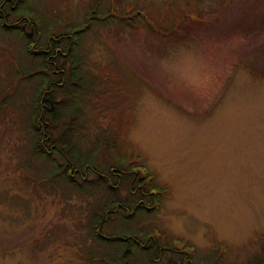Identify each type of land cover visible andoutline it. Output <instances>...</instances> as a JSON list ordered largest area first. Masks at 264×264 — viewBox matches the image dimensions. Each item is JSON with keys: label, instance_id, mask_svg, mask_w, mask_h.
I'll use <instances>...</instances> for the list:
<instances>
[{"label": "rangeland", "instance_id": "1", "mask_svg": "<svg viewBox=\"0 0 264 264\" xmlns=\"http://www.w3.org/2000/svg\"><path fill=\"white\" fill-rule=\"evenodd\" d=\"M90 1L35 4L53 8L44 9L45 18L67 16L62 24L81 26L83 17L92 15L80 50L89 59L86 68L93 66L91 77L82 81L88 89L80 102L89 136L79 146L89 154L97 134L104 140L120 137L125 163L101 147L94 167L102 178L84 167L80 176L67 169L81 195L68 196L64 186L44 190L27 178L36 176L35 165L41 164L25 153L30 130L14 123L18 113L1 110L0 264H94L91 254L114 252L113 241L101 243L87 227L92 216L99 217L93 210L108 185L121 205L105 215L102 232H135L148 249L153 240L156 251L162 250L156 263L162 256L173 264H192L188 252L180 260L156 245L164 238L177 249L187 246L197 256L194 263L216 247L226 252L221 259L227 264H258L264 248V0H117L146 8L165 28L173 27L166 40L121 22L105 25L99 14L86 12ZM25 30L33 35L30 47L38 38L40 48L49 49L53 39L41 35L37 25ZM5 44L0 36V49ZM65 45L58 46V66H67ZM20 48L23 44L13 51ZM4 55L0 51V74L9 68ZM31 84L33 92L36 81ZM65 96L56 91L60 108ZM126 150L143 162L146 175L135 172L137 161ZM148 176L161 191L160 200L145 189ZM141 233L152 237L145 241ZM214 263L212 258L205 264Z\"/></svg>", "mask_w": 264, "mask_h": 264}, {"label": "trees", "instance_id": "2", "mask_svg": "<svg viewBox=\"0 0 264 264\" xmlns=\"http://www.w3.org/2000/svg\"><path fill=\"white\" fill-rule=\"evenodd\" d=\"M37 1L38 0H0V36H3L5 43H7L0 51L2 55H7V57L4 55L7 59L4 58L3 60L7 61L9 67L7 71L0 74V111L4 109L3 111L5 114L8 113V110L18 113L19 115L13 119L14 123L18 125L20 130H24L25 128L28 131L30 130L28 138L30 142L24 145L25 153H27V156L30 155L35 159L37 158L41 164L38 166L35 165L36 176H27L29 182L31 181V183L35 185L42 186L44 190L49 188L57 191L59 190L58 188H60L59 186H64V193L70 196L73 191L77 194L82 193L80 191L82 187L79 188L75 185L77 182L76 178L73 179L71 175H68L67 169H75L74 171H76L75 173L77 174L74 176H80L81 168L84 167L87 171L102 178L103 176L97 173L94 167L95 160L101 147L107 146V155L111 156L112 154L120 162L124 163L125 159H123V156L125 152L121 151L119 142L122 139L120 137H117L114 141V135H109L107 139L104 140L105 137L102 133L97 134L96 141L93 143L94 147L89 154L88 152L87 154L82 153L81 147L79 146L80 142H82L83 139L85 140V136L86 138L89 136V122L87 120L86 111L83 105L81 107L80 102L83 100L88 89V87L82 85V81L86 82L91 77L89 76L90 69L93 68V66L91 65L86 68V63H88L87 61L89 59L84 56L85 54L80 56V50L83 52V49H81L82 36L87 28L84 24H88V20L92 18V15L88 17L87 20L83 17L85 23L81 26L71 21L70 23L62 24L61 22L69 21L67 16L53 15L54 18H50L46 14L45 18L42 16L44 9L46 12L50 13L53 8L49 9L47 5L46 7L48 8L43 5L41 6L43 8H41L35 4ZM108 1L91 0L85 7L86 12L90 10L88 14H99L97 18L99 17L100 20L102 19L106 23H104L105 25L114 21L117 23L121 22L138 31H147L152 36L161 40H166V35H170L174 30L173 27L165 28L159 23L156 17L150 15L151 13H149L146 8L141 9V7H137L134 4H121L117 0ZM4 11L5 14L3 15ZM187 13V15H192L190 12ZM139 17H141V19H139ZM191 17L192 16H185V19L187 20ZM7 21H9L10 25L6 23ZM35 25H37L41 35L53 39L46 52L40 48V40L38 38H36L34 42L36 46L30 47L33 35L25 30V28H27V26L31 28ZM58 30L61 31V34H52L53 31L57 32ZM62 42L66 44L64 48L67 54L65 57L66 67L61 65L58 66V64L56 65L57 59H54L58 53V46ZM20 44H23V48L16 51L14 50L15 53L13 51L14 47ZM47 46H49L48 39ZM52 50H55L54 54H51ZM57 56H60V54H57ZM49 58H53V60L50 61L58 68L62 69L63 74H60V72L56 74L52 73V68L49 67ZM81 63L84 65L83 67ZM33 80L36 81V89L31 92V83ZM56 80L60 81V83ZM19 88H21V91H19ZM59 90H63L66 94V103L61 108L59 107V103L55 100L56 91ZM31 93H33V96H31ZM46 94L50 95L54 100L51 110L44 109L41 105L43 96ZM29 98H32L31 101H29ZM5 105L6 107H4ZM1 115L0 113V116ZM111 138L113 140L112 145L100 144L98 142L99 140L105 143V141L107 142V140L109 141ZM24 148L21 147L22 151ZM47 151H51L53 154L49 155ZM126 152V154L132 157L129 158L130 160L134 163L137 161L135 165L138 168L135 172L140 173L143 177L144 173L141 170L143 162L141 161L140 163V159L136 158L134 160V154L129 153L127 150ZM43 163H47V167H43ZM145 178L146 179L143 178L145 189L153 195L158 194L156 198L160 200L162 193L161 191H157L155 186L152 185L151 179L153 177L151 178L148 176L149 179L147 177ZM87 185L88 184L84 183L83 187ZM110 187L109 185L105 187L106 192L103 193V200H101V195L97 198L100 204L93 212H97L99 217L92 216L91 218L93 220L89 221L87 227L90 234L98 238L99 241L100 239L104 241H113L114 243L112 245H115V249L114 252L108 255L95 256V254H91V256L88 257L91 261L90 263L96 260L97 262H94V264H173L169 261H162V256H160L162 260L156 263L154 257H157V254L160 255L162 250L156 251L157 248H155L153 240L146 238L151 235H145V237L142 235L143 233H141L142 239H145V241L149 239V241L152 242L151 248L148 249L147 246H140L135 232L127 233L126 235L129 237L116 234L115 231L112 233L102 232V226L109 220L108 218L106 219L107 215L110 216L112 212L116 213L117 207L121 205L118 203L119 201L116 200L115 194L109 193V190H111ZM84 188L87 189L86 187ZM91 193L92 191L90 192L88 190V197L91 196ZM131 193L132 192H130V194ZM140 194L143 195V192ZM65 197L66 196H63V198ZM159 202L160 201H158L157 204ZM138 205L139 203H137V206ZM127 218L122 219L120 223L125 224L129 222V216ZM158 240L159 241L156 240L157 246L173 255H177V258H180V260L184 258L182 254L183 251L188 252V258L192 264H205L212 258L215 259L214 264H219L218 262L221 257L226 253L223 249L215 247L212 249L213 251H210V254L204 256V259H202L203 261L194 263V261H197V256L187 246H184L182 248L183 250L177 249L176 247H172L169 243H165V240H162V238ZM100 242L103 244L105 243L103 241ZM111 250H113V248ZM258 259V264H264V248L262 249V255L259 256ZM223 261L224 260L221 259L222 264H227Z\"/></svg>", "mask_w": 264, "mask_h": 264}, {"label": "bare ground", "instance_id": "3", "mask_svg": "<svg viewBox=\"0 0 264 264\" xmlns=\"http://www.w3.org/2000/svg\"><path fill=\"white\" fill-rule=\"evenodd\" d=\"M36 51V50H35ZM49 64L52 66V73L54 74V73H58L59 71H57L56 69H55V67H56V65L54 64V63H52V62H49ZM61 74H63V72L61 71ZM50 96V95H49ZM49 96H47V97H49ZM51 97V96H50ZM53 99V98H52ZM53 102H54V100H53ZM48 106H49V104H48Z\"/></svg>", "mask_w": 264, "mask_h": 264}, {"label": "water", "instance_id": "4", "mask_svg": "<svg viewBox=\"0 0 264 264\" xmlns=\"http://www.w3.org/2000/svg\"><path fill=\"white\" fill-rule=\"evenodd\" d=\"M46 101L49 102V106H47V110H51L52 106H53V99L52 97H46Z\"/></svg>", "mask_w": 264, "mask_h": 264}, {"label": "flooded vegetation", "instance_id": "5", "mask_svg": "<svg viewBox=\"0 0 264 264\" xmlns=\"http://www.w3.org/2000/svg\"><path fill=\"white\" fill-rule=\"evenodd\" d=\"M9 1H10V0H9ZM50 62H52V61H50ZM52 63H53V62H52ZM61 71H62V70L59 71L60 74H61ZM54 74H55V73H54ZM47 96H49V95L46 94V95L43 96V102L41 103V105H42V107H43L44 109H47V106H48V105L45 104V102H44V101H46V97H47Z\"/></svg>", "mask_w": 264, "mask_h": 264}]
</instances>
